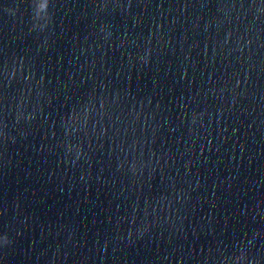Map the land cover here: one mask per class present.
<instances>
[{
	"label": "water",
	"instance_id": "95a60500",
	"mask_svg": "<svg viewBox=\"0 0 264 264\" xmlns=\"http://www.w3.org/2000/svg\"><path fill=\"white\" fill-rule=\"evenodd\" d=\"M0 264H264V0H0Z\"/></svg>",
	"mask_w": 264,
	"mask_h": 264
}]
</instances>
